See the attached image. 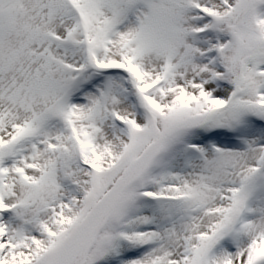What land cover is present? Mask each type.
<instances>
[{"label":"snow or ice","instance_id":"6c2138e0","mask_svg":"<svg viewBox=\"0 0 264 264\" xmlns=\"http://www.w3.org/2000/svg\"><path fill=\"white\" fill-rule=\"evenodd\" d=\"M0 264H264V0H0Z\"/></svg>","mask_w":264,"mask_h":264}]
</instances>
